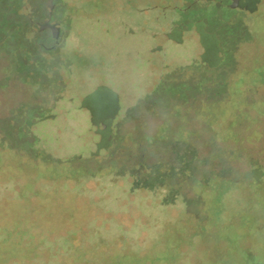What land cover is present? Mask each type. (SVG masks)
<instances>
[{"label":"rangeland","instance_id":"374dc122","mask_svg":"<svg viewBox=\"0 0 264 264\" xmlns=\"http://www.w3.org/2000/svg\"><path fill=\"white\" fill-rule=\"evenodd\" d=\"M185 1L59 0L55 19L63 43H43L54 48L49 55L35 33L48 0H0V264H167L178 258L173 247L182 222L207 225L204 232L211 233L193 246L181 244L173 264H264V192L254 194L251 185L241 196L244 184L222 179L238 180L236 163L230 169L227 160L203 151L199 158L187 141L162 142L156 123L121 124V117L115 142L101 150V136L81 106L109 83L126 108H166L180 90L186 103L199 94L226 111L230 103L222 100L233 102L234 88L263 76L264 58L251 52H264V21L252 35L242 12L206 1L182 12ZM144 4L153 8L140 10ZM200 18L222 43L211 61L192 30ZM175 21L190 29L180 44L164 35ZM241 94L238 105L258 104L250 88ZM254 107L232 112L237 122L226 144L251 149L264 125ZM223 122L220 117L214 126ZM144 135L152 136V168L131 169L121 156L129 152L127 141ZM257 162V178L255 172L246 178L259 182L264 165Z\"/></svg>","mask_w":264,"mask_h":264},{"label":"flooded vegetation","instance_id":"af4514ba","mask_svg":"<svg viewBox=\"0 0 264 264\" xmlns=\"http://www.w3.org/2000/svg\"><path fill=\"white\" fill-rule=\"evenodd\" d=\"M58 1L59 0L52 1V11L50 14L51 30H49V32L51 34L57 35L55 47L57 45H62L63 40H61V34L63 33L64 35V30L56 23L55 19V10L56 6L59 3ZM200 1L216 3L224 8H229L235 11L242 12L244 15H246V17L244 16V21L246 24H248L247 26L249 28L250 34L252 35L255 34L254 30L256 28H254V25H256L257 22L261 23L260 21H264V0H187L182 5H180L179 9L184 12L197 5V3H199ZM141 7L142 8H140V10H143L145 8L149 10L153 8V5L144 4ZM108 16L111 17L110 19H114V16L115 18L117 17V15L113 14H109ZM203 25L204 21L201 18L195 20V22L193 23L192 30L195 31V35L198 36V39L200 40V46L203 47V51L207 53V56L211 61L212 59H214V57H216V55H219V53L222 52V43L217 36L218 34L208 32L206 27H203ZM188 28L189 26H181L179 22L175 21L173 22L172 29L170 30L169 28H167V30L164 31V35L169 40L180 44L184 42L185 32L190 30ZM212 35H214V37ZM38 46L44 48L42 43L38 44ZM44 50L46 49L44 48ZM45 52L51 55L54 53V48L46 50ZM262 53L253 54V52H251L252 56L257 55L259 58H264ZM28 59V62L32 61L31 58ZM251 60L252 59H247L248 62H250ZM219 61L220 59H218L217 62ZM237 64H241V59L240 62H238ZM260 64H264V61H260L258 65ZM261 75L263 76H258L255 74L252 77L248 78L250 79V81H246L245 83H243V85L234 88L233 102L231 101V96H226V98L222 100V102L224 103H230L229 106H227L226 111L225 107L221 106L219 104L220 102L218 101L203 102L202 100H200L199 94L194 99L186 103L185 98L183 94H181L182 92L180 90L177 91V95L179 96V98L176 99V103L166 108L157 109L155 106L152 105V103L149 105V107L148 105L140 106L136 104L131 107L129 106V108H126V105L124 104V99H121L118 96V91L120 90L115 89L109 83L102 84L101 88H97V90H95L93 93L87 94L81 106L82 108L88 111L90 122L96 128V134L98 136H101V150L109 149L110 144L115 142L116 137L115 132L113 131V127L116 122L115 120L119 119L120 117L121 124L126 123L127 121H129V119L130 121H133V123H135L137 119L141 121L154 122L158 125L156 136H158V138H160L162 142L169 144L171 140L172 143L173 141L177 142L180 140H183L184 142L187 141L193 146V150L195 151L194 153H196L197 157L199 158L200 152L203 151L205 153H208V157L210 158L214 157L215 159L227 160L228 162H225V164L230 169H234L233 165L236 163L235 170L238 180H235L231 176H225L222 177V179H228L233 183H237V186H239L238 184H244L243 186H239L238 188L241 192V196H243L244 193H247V188H249L251 185L256 186V188H254V194L258 195L259 193H261V195H263L264 180L256 182L253 178H255V176L257 178L259 174L258 171H256V169L258 168L254 165L255 160H258L261 165H264V125H262L261 127V135L254 132V140L251 144V149H243L242 143L231 145L226 144L228 141L226 140L227 137L225 138V134L230 132V130L237 122L234 119L235 116H233L232 112H240V114H242V112L244 113L242 109L243 105H248L249 107L255 105L252 110L253 116H260L264 119V72L261 73ZM162 78V82H165L166 77ZM165 84L167 85L166 90H168L169 83L166 82ZM178 85L181 87L185 86L184 82L178 83ZM165 87L166 86H162V93H164L165 96H168L165 93ZM244 88L245 90H249L250 88V91L253 92V98L258 101V104H255L253 99H249L248 104H244L243 102V105H238L240 99L243 98L239 97L242 96L241 93L243 92ZM194 91L196 93L197 89H195ZM249 97H251V95ZM182 99H184V101ZM86 100L88 102H86ZM153 107H155V109ZM205 107H208L207 111ZM213 110H216L215 113L218 112L217 117H215ZM190 112L192 115L191 117L189 114ZM100 114L103 116L101 120L97 118V116ZM246 115L247 114L242 116L243 124L240 123V125H243V127L244 123H247L246 119H244L246 118ZM220 117L224 118V122L221 125L215 127L214 124ZM255 135H258L259 137H256ZM260 136H262L263 138L261 139ZM151 137L152 136L150 135H144V138L142 140L135 139L134 141H127L130 144L129 152H127V154H125L124 152L125 156H121L124 158V165L128 166L131 169H138L141 167V165L144 166V169L152 168V165L148 162L153 159V156H150L152 149ZM124 138L126 139L127 137ZM105 140L107 142H105ZM130 160L131 162L129 163L128 161ZM115 161H118V159ZM117 168H119L118 165ZM254 172L255 174H253ZM251 174H253L252 179L246 178L250 177ZM261 184L263 186L262 188ZM212 187L216 186L212 184ZM235 217L237 218V216ZM232 222H234V220H232ZM235 222H237V220H235ZM182 224L184 228H182V231L180 232L181 237L178 238V241L180 242L178 245L176 244L173 247V255L175 256L178 253V258L176 257L174 259L173 257L171 259H168L167 264H173L174 262H176V260L179 259V246L181 244L185 243L187 245L188 243H191L188 244V246H193V244L197 243V238L199 239L200 236L208 237V235L211 233L204 232L206 230L207 225L196 226L195 222H190V224L182 222ZM214 231H217V228H215ZM218 241L221 244L226 243V241H224L222 238H219ZM253 253H256L254 249L249 252L250 255H252ZM128 256L129 255H124L123 257L128 259ZM218 256L221 257V255H217L213 258L217 260Z\"/></svg>","mask_w":264,"mask_h":264},{"label":"water","instance_id":"95a60500","mask_svg":"<svg viewBox=\"0 0 264 264\" xmlns=\"http://www.w3.org/2000/svg\"><path fill=\"white\" fill-rule=\"evenodd\" d=\"M53 0H48V2L46 4H43L42 6H46V9L48 10V13H46V17L44 18V20H41L40 22H38V20H35L36 23H38L39 25H37L38 30L35 31L36 33V37L38 38V42L39 43H44L46 44L48 41H50L52 44L51 45H55V42L57 40V35L56 34H51L49 32V30H51V22H50V13H51V3ZM40 7V6H39ZM38 10H43L42 8H37ZM35 17H41L43 15V13H34ZM37 15H41V16H37ZM42 18V17H41ZM40 18V19H41ZM35 23H33L32 26H36L34 25Z\"/></svg>","mask_w":264,"mask_h":264}]
</instances>
